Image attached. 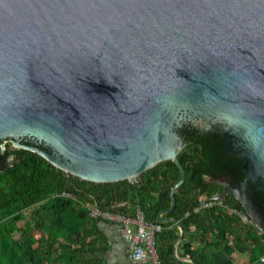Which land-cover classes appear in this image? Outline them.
<instances>
[{"label":"water","instance_id":"1","mask_svg":"<svg viewBox=\"0 0 264 264\" xmlns=\"http://www.w3.org/2000/svg\"><path fill=\"white\" fill-rule=\"evenodd\" d=\"M187 120L220 122L246 181L215 199L234 194L264 231L249 189H264V0H0V141L98 183L173 160L160 219L178 244L163 215Z\"/></svg>","mask_w":264,"mask_h":264},{"label":"trees","instance_id":"2","mask_svg":"<svg viewBox=\"0 0 264 264\" xmlns=\"http://www.w3.org/2000/svg\"><path fill=\"white\" fill-rule=\"evenodd\" d=\"M179 133L184 146L178 158L187 177L176 192V207L163 215L184 227L179 244V225L160 219L161 212L171 207V189L181 177L173 160L142 173L139 182L98 183L67 173L37 152L9 144L4 153L0 151V264H107L110 246L101 222L111 221L93 217L94 205L129 217L140 209L148 221L160 222L163 229L157 234V249L161 264H214L205 246L212 237L229 255L250 250L251 260H260L264 232L230 213V208L247 213L234 194L229 193L223 205L195 211L205 201H217L215 196L225 191L224 173L237 171L236 176L244 180L243 163L226 153L216 132L186 127ZM4 155L14 156V162L3 165ZM65 191L76 198H66ZM255 200L264 208L263 190H257ZM21 221L22 226L18 225ZM177 244L179 256L194 263L177 257Z\"/></svg>","mask_w":264,"mask_h":264},{"label":"built area","instance_id":"3","mask_svg":"<svg viewBox=\"0 0 264 264\" xmlns=\"http://www.w3.org/2000/svg\"><path fill=\"white\" fill-rule=\"evenodd\" d=\"M66 198H76L71 192H63ZM223 200H208L195 208L199 211L204 207H212L214 204L223 205ZM230 213L239 216L244 223H254L252 217L237 208H230ZM91 214L95 218L109 220L120 225L121 235L129 241V256L135 263L161 264L157 249V234L163 229L160 222L148 221L142 210L138 209L135 216L115 212L111 209H102L97 205L91 207ZM264 262V255L261 257Z\"/></svg>","mask_w":264,"mask_h":264},{"label":"crops","instance_id":"4","mask_svg":"<svg viewBox=\"0 0 264 264\" xmlns=\"http://www.w3.org/2000/svg\"><path fill=\"white\" fill-rule=\"evenodd\" d=\"M215 198H217L215 196ZM224 201V200H223ZM253 219V218H252ZM164 221V220H163ZM254 224L257 226L258 230L264 232L255 220ZM101 226L108 236L109 240V251L107 254V264H144L135 263L130 259L129 256V241L126 240L120 231V225L112 222H101ZM181 229V228H180ZM194 229L192 228V231ZM213 239H207L205 246L209 250V254L214 261V264H264L260 260L252 261L251 252L247 250L246 252H234L233 254H227L222 247H220L218 240L215 237ZM253 245V242H251ZM178 250V248H177ZM177 256L180 257L178 252Z\"/></svg>","mask_w":264,"mask_h":264},{"label":"flooded vegetation","instance_id":"5","mask_svg":"<svg viewBox=\"0 0 264 264\" xmlns=\"http://www.w3.org/2000/svg\"><path fill=\"white\" fill-rule=\"evenodd\" d=\"M186 127H188L189 129H191L192 127H195L196 129L200 130V132H202V133H210V132L218 133L221 136V138L223 139V141H224L226 153H228L229 155L237 156L240 159V162L243 163V169H244V159L240 156V154L238 152L234 153V152H232L229 149L228 144H227L226 140L223 137V130H222V126H221L220 122H218V121L217 122L216 121H210L209 123H206V122L201 123L200 121L187 120V121L184 122L183 126H181V127H179L177 129V132L179 133V130H183ZM179 135L181 136L180 133H179ZM11 138H13L14 140L16 139L15 137H11ZM18 140H21L22 142L29 143V144L38 143L36 139L30 138V137H21V138H18ZM7 141H8V139L5 141V143H7ZM0 144H2V141H0ZM6 150H7V147H6L5 150H2L1 147H0V151L2 153H4ZM14 160H15L14 156L4 155V157H3L1 162H2L3 165H9V163L12 161L10 163V164H12L14 162ZM244 171H245V169H244ZM236 173H237V171H232L231 173H224L223 174L224 178H223L222 182L226 185L225 188H228L229 190H234V189H237L238 187L239 188L240 187H244L245 188V186L243 185L244 182L246 181L245 178H244V180H240L236 176ZM245 177H246V172H245ZM250 188L255 190L256 196H257V190H263L264 191V189H259L258 188V184L255 181H250L249 182V189ZM260 211H261L260 215L264 217V213H262V209H260Z\"/></svg>","mask_w":264,"mask_h":264},{"label":"rangeland","instance_id":"6","mask_svg":"<svg viewBox=\"0 0 264 264\" xmlns=\"http://www.w3.org/2000/svg\"><path fill=\"white\" fill-rule=\"evenodd\" d=\"M9 144H11V147H17V148L19 147V144L17 142H15V141H12V140H8L7 143H5V141H2V144H0V147H1L2 150H5L6 147L9 146ZM247 213L249 214L248 210H247ZM26 215H27V218H30V210L26 211ZM23 224H24L23 221H21V222L18 223V225H20V226H22Z\"/></svg>","mask_w":264,"mask_h":264}]
</instances>
